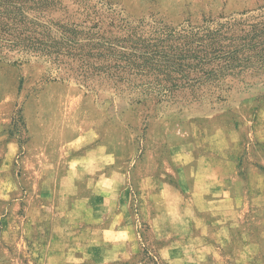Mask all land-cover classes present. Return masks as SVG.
I'll return each mask as SVG.
<instances>
[{"label":"rangeland","instance_id":"obj_1","mask_svg":"<svg viewBox=\"0 0 264 264\" xmlns=\"http://www.w3.org/2000/svg\"><path fill=\"white\" fill-rule=\"evenodd\" d=\"M25 2L89 87L0 60V264H264V0Z\"/></svg>","mask_w":264,"mask_h":264},{"label":"trees","instance_id":"obj_2","mask_svg":"<svg viewBox=\"0 0 264 264\" xmlns=\"http://www.w3.org/2000/svg\"><path fill=\"white\" fill-rule=\"evenodd\" d=\"M27 11L43 13L40 8L29 6L25 0H0V60L17 65L27 62L29 58L41 59L54 67L56 75L52 77V80L66 81L71 78L88 88L87 78L83 79L70 64L59 59L70 57L69 49H73L76 43L74 30L64 29L59 35V40L56 41L51 37V33L55 31L37 19L26 16ZM262 24L254 27L260 26L253 35L252 41H255V44L245 49V52L252 54L248 55V60L253 61L248 62L249 66L246 68L250 73H259L264 70V25ZM59 25L55 24L56 27L63 29V25ZM45 27L48 28L47 31L39 30ZM14 58L16 60L13 61Z\"/></svg>","mask_w":264,"mask_h":264}]
</instances>
